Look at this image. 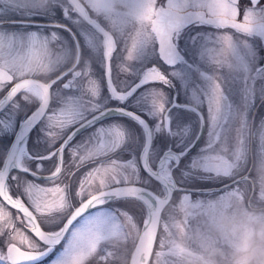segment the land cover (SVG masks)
<instances>
[{
  "label": "snow or ice",
  "instance_id": "1",
  "mask_svg": "<svg viewBox=\"0 0 264 264\" xmlns=\"http://www.w3.org/2000/svg\"><path fill=\"white\" fill-rule=\"evenodd\" d=\"M251 37L264 41L262 0H0V264H181L225 248L218 215L264 205Z\"/></svg>",
  "mask_w": 264,
  "mask_h": 264
},
{
  "label": "clouds",
  "instance_id": "2",
  "mask_svg": "<svg viewBox=\"0 0 264 264\" xmlns=\"http://www.w3.org/2000/svg\"><path fill=\"white\" fill-rule=\"evenodd\" d=\"M216 223L230 243L223 249L206 250L198 258L186 257L181 264H264V205L222 211Z\"/></svg>",
  "mask_w": 264,
  "mask_h": 264
},
{
  "label": "flooded vegetation",
  "instance_id": "3",
  "mask_svg": "<svg viewBox=\"0 0 264 264\" xmlns=\"http://www.w3.org/2000/svg\"><path fill=\"white\" fill-rule=\"evenodd\" d=\"M263 1L264 0H262V2ZM158 3L159 4H165L166 0H158ZM238 3L240 4V6L242 8L244 5H246L248 3V0H238ZM57 16L58 17H62V12H58ZM238 19H242V12L240 13V15H238ZM6 30L7 31H18L20 29L9 28V29H6ZM204 30L216 31L215 29H204ZM225 31H227L228 34H231V35H234V36L238 35V36H241L243 38V34L235 33V30H232V29L220 30L221 33L225 32ZM62 34L63 35H67L66 33H63V32H62ZM248 39H249L250 42L256 41V42L259 43L258 54L261 53V52H264V41H259V38H257V37H251V38H248ZM258 66H264V65H261L259 63V61H258ZM202 70H205V69L202 68ZM37 78H39V77H37ZM164 90L166 92L169 91V89H167V88H165ZM179 99H180V102H182V103L185 102V97L183 95H181ZM257 103L259 104V101H257ZM202 110H203V114L206 116L207 115V107H206V105L203 107ZM193 118L195 119V115L194 114H193ZM262 119H264V107L258 108L255 116L252 117L254 130L259 128V125H260V122H261ZM205 137H206V132H205ZM79 139H80V137L78 136L77 140H79ZM201 144H203V140L201 141ZM256 146H258V137H257V140H256ZM195 151L196 150H194V153H195ZM256 163H258V161H250L249 164H248V167L251 169V173H250V178L251 179H255L256 176H257L256 167H255ZM84 170L86 171L87 169H84ZM193 187L207 190V189L213 188L214 185H212V184H197V185H194ZM257 193H258V187H257ZM184 194H186V193H176L175 199L171 202L173 207L179 205L180 197L182 195H184ZM187 194L190 195L192 201L195 200V199H198V198L199 199H205V200L214 198L213 195H198L197 193H194V192L193 193H187ZM216 194L219 195V194H223V193H216ZM12 211L15 212V210H12ZM175 214H176L177 218H180L183 215L182 214L180 216V211H179L178 208H175ZM140 226L142 227V222H140ZM30 235H33V234L30 233ZM33 237H34V235H33ZM157 245H158V241H157ZM100 254H102V252ZM51 258L52 257H49L45 262L49 261ZM94 264H96V258H95V263Z\"/></svg>",
  "mask_w": 264,
  "mask_h": 264
},
{
  "label": "rangeland",
  "instance_id": "4",
  "mask_svg": "<svg viewBox=\"0 0 264 264\" xmlns=\"http://www.w3.org/2000/svg\"><path fill=\"white\" fill-rule=\"evenodd\" d=\"M264 2V1H263ZM17 18H19V17H17ZM29 30H35V29H29ZM18 31H21V30H18ZM45 34H48V33H45ZM50 47L53 49V50H56V45L55 44H53V45H50ZM202 68L203 69H205V70H207V71H209V73H211V71H212V69L210 68V67H204V66H202ZM155 87H157V88H159V87H162V85H159V84H156V85H154ZM196 200V199H195ZM195 200H193V202L195 201ZM118 206H120V205H118ZM122 207V206H121ZM182 215V213L180 212V216ZM180 218H182V216L180 217ZM19 226V225H18ZM158 246V245H157ZM0 247H3V240L2 239H0ZM60 248H62V245L60 246V247H58V251L60 250ZM103 254V253H102ZM50 261V260H49ZM49 261H47V262H45V264H49ZM95 263V258H93L92 260H90V262H89V264H94Z\"/></svg>",
  "mask_w": 264,
  "mask_h": 264
},
{
  "label": "water",
  "instance_id": "5",
  "mask_svg": "<svg viewBox=\"0 0 264 264\" xmlns=\"http://www.w3.org/2000/svg\"><path fill=\"white\" fill-rule=\"evenodd\" d=\"M34 235V234H33Z\"/></svg>",
  "mask_w": 264,
  "mask_h": 264
}]
</instances>
